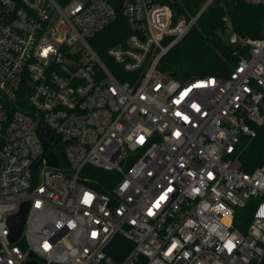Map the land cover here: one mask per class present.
I'll use <instances>...</instances> for the list:
<instances>
[{
	"label": "built area",
	"instance_id": "built-area-1",
	"mask_svg": "<svg viewBox=\"0 0 264 264\" xmlns=\"http://www.w3.org/2000/svg\"><path fill=\"white\" fill-rule=\"evenodd\" d=\"M181 1L0 0V264H264V164L239 160L264 127V37L229 24L230 74L179 80L161 61L211 3ZM119 11L130 34L103 57L91 39Z\"/></svg>",
	"mask_w": 264,
	"mask_h": 264
},
{
	"label": "trees",
	"instance_id": "trees-1",
	"mask_svg": "<svg viewBox=\"0 0 264 264\" xmlns=\"http://www.w3.org/2000/svg\"><path fill=\"white\" fill-rule=\"evenodd\" d=\"M208 1L182 0L173 3V6L179 14L190 17L196 15ZM229 24L241 35L264 37V4H252L244 0H211L188 34L164 56L160 68L165 72H176L179 80L206 75H229L237 62L234 47L224 37ZM129 34V26L119 11L117 19L91 39V45L105 57L108 48L125 43ZM239 160L246 171H253L264 164V127L259 129L255 138L244 145L239 152ZM109 174L101 169H94L95 179L89 184L101 191H107L111 186L106 182ZM256 205L255 199H251L238 210L240 215L236 222L242 231L251 221ZM114 244L121 249L122 244L128 250L132 247L121 236L116 237ZM109 252L117 260L125 254L116 253L114 249H109Z\"/></svg>",
	"mask_w": 264,
	"mask_h": 264
},
{
	"label": "water",
	"instance_id": "water-1",
	"mask_svg": "<svg viewBox=\"0 0 264 264\" xmlns=\"http://www.w3.org/2000/svg\"><path fill=\"white\" fill-rule=\"evenodd\" d=\"M172 76H176V72L171 73ZM41 128L38 129L39 131V137L44 143L45 151L50 147V143L44 136V134H48V130L46 132L44 130H40ZM48 163L52 166H59V161L53 152H49L48 155ZM28 202H25L21 205L20 210L15 213L10 215L9 217V225L11 228V234L10 238L12 241H16L22 234V231L25 226V221H26V215H27V210H28Z\"/></svg>",
	"mask_w": 264,
	"mask_h": 264
},
{
	"label": "rangeland",
	"instance_id": "rangeland-1",
	"mask_svg": "<svg viewBox=\"0 0 264 264\" xmlns=\"http://www.w3.org/2000/svg\"><path fill=\"white\" fill-rule=\"evenodd\" d=\"M230 35H231V31H230V30H229V31H226V32H225V36H224L225 39L228 40L229 37H230ZM53 148H55V147H53ZM58 149H59V148H58Z\"/></svg>",
	"mask_w": 264,
	"mask_h": 264
}]
</instances>
